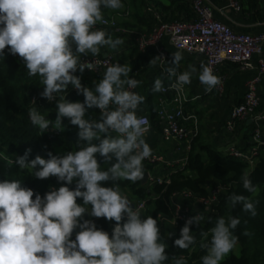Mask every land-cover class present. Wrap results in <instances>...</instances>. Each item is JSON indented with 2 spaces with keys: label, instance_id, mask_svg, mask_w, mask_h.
<instances>
[{
  "label": "clouds",
  "instance_id": "9594fccd",
  "mask_svg": "<svg viewBox=\"0 0 264 264\" xmlns=\"http://www.w3.org/2000/svg\"><path fill=\"white\" fill-rule=\"evenodd\" d=\"M123 6L122 0H0V55L6 48L11 55H18L28 76L40 78V96L56 104L54 121L37 107L30 108L32 126L40 133L50 128L64 131L67 118L78 127V150L63 156L49 151L48 159L37 155L29 160V148L9 161L37 179L55 177L61 186L41 196L23 187L20 179L0 181V264H168L170 260L158 218L142 217L120 186L121 181H142L146 172L143 162L153 155L145 139V120L137 115L145 101L133 91L140 81L129 76L132 69L128 64L119 62L109 64L93 87L82 85L81 76L75 74L96 69L98 61L86 62L82 56L96 57L101 48L116 51L124 43L96 27L105 22L102 8L118 10ZM161 58H153L150 64ZM182 58L180 51L173 53L172 66L165 70L169 80L175 78L168 89L178 92L190 85L197 73L194 65L177 73ZM198 80L206 92L221 82L203 64ZM69 85L83 95L82 103L66 99ZM166 90L163 79L156 78L152 91ZM92 108L100 110L99 120L85 118ZM97 154L106 168L101 167ZM239 179L248 193L257 192L249 171H242ZM74 182L75 187L70 188ZM108 182L111 186H104ZM77 198L82 203H77ZM227 201L232 210L239 205L243 212L257 215L256 203L249 196L233 192ZM85 215L115 221L111 235L94 220L84 219ZM204 222L213 226L201 230L198 241L191 228H200ZM240 224L238 216L205 219L197 213L186 219L173 244L181 250L198 245L204 252L201 264H222L239 244L235 230ZM172 235L167 234L169 238ZM171 264L188 261L172 256Z\"/></svg>",
  "mask_w": 264,
  "mask_h": 264
},
{
  "label": "trees",
  "instance_id": "16d2710c",
  "mask_svg": "<svg viewBox=\"0 0 264 264\" xmlns=\"http://www.w3.org/2000/svg\"><path fill=\"white\" fill-rule=\"evenodd\" d=\"M148 1L151 2L152 0H122L126 9H130V7H135V5L139 4L145 5V11L151 4ZM161 12L163 14V11ZM191 16H193L192 8ZM111 18L117 21L119 27L126 28L124 26L126 22L119 21L116 17H104V19ZM146 20L148 19L146 18ZM143 22L147 26V21L144 20ZM98 25L100 26V23ZM100 28L107 32L114 31L118 33L116 28L113 27L100 26ZM153 58L155 57L152 55L138 54L131 62L130 67L132 71L129 74L131 78L140 81L136 91L145 97V101L142 104L147 106L150 112L149 119L152 126L159 127L157 108L156 104L153 103V97L156 93L152 91V87L155 80L148 83L146 78H141L138 73L141 67L143 70L147 69ZM103 71L89 72L92 76H83V79H81L82 85L93 87V82L102 78ZM84 72L88 71L85 70ZM162 79L164 84L168 83L165 77H162ZM39 90L41 92L43 91L40 78L38 76L29 77L27 69L20 57L13 56L4 50L3 54L0 55V181L5 179H20L23 187L30 188L35 193L43 196L52 188L61 186L57 179L55 177H50L45 180L37 179L27 170H20L18 165L10 164L9 161H14L17 157L22 156L25 150L29 148L31 149L28 157L29 160L34 159L37 155L48 159L47 153L49 151L54 155L63 156L69 151L78 150V127L71 125L67 118H65L63 123L66 127L60 133L58 131L40 133L38 128H34L30 122L28 110L32 108L34 95H40ZM165 96L170 98L171 94L167 93ZM65 97L71 102L82 103L84 101L83 95L77 94V91L71 85L68 86ZM40 99L44 101V98L41 96ZM44 105L36 107L37 109L39 107L44 108ZM89 112L99 114L97 108L89 109L85 117L88 120ZM195 140L196 138L191 144L186 162L164 177L162 183L150 185L149 183L142 184L141 181L137 183L121 181V188L129 189L135 196L134 200L146 202L147 210L141 213L142 217L151 215L153 218H158L161 236L168 245L166 249L170 257L168 264H171L172 256H183L187 259L188 264H201L200 257L204 255L203 250L198 245L188 250H181L175 247L173 242L179 238L180 233L169 226H163L161 216L169 217L172 215L173 205L171 199L174 194L182 192L183 190H190L198 196L205 197L209 194L208 186L210 183L213 182L217 184L215 186H221L223 192L219 202L212 211H204L205 219L209 216L227 217L234 215L238 216L241 220V224L235 230V235L239 237L240 254H229L222 264H264V149L261 151L256 164L250 168L246 163L220 152L210 144H196L194 143ZM56 142L63 147V154L55 152L53 145ZM97 159L102 168L108 166L106 164L103 165V158L99 154H97ZM143 164L145 170H149V166L145 163ZM244 170L251 173V179L257 187V192L254 194L248 193L242 187L239 178ZM104 186L110 187L111 182L104 184ZM69 187L74 188L75 182ZM233 192L249 196L256 203L257 215L255 217L243 212L239 205L234 210L230 208L227 197ZM33 199H35V196ZM77 203H82V200L77 198ZM84 219L94 220L98 228L107 231L110 235L115 225V221L109 222L105 218L85 216ZM212 226L211 223L204 222L200 228L192 226L191 230L195 232L194 234L199 241V232L201 230L206 231ZM245 231L250 233V235H242ZM168 233H173V235L169 238L167 236ZM72 239H75V232L73 233Z\"/></svg>",
  "mask_w": 264,
  "mask_h": 264
},
{
  "label": "built area",
  "instance_id": "2783aa9c",
  "mask_svg": "<svg viewBox=\"0 0 264 264\" xmlns=\"http://www.w3.org/2000/svg\"><path fill=\"white\" fill-rule=\"evenodd\" d=\"M216 8L220 14L225 15L228 10L242 11V4L239 0H224V4L217 7L214 6L211 0H192L193 16L187 21H168L164 19L162 12L158 8L150 4L146 8L145 14L146 18L152 21L153 24L147 31L119 27L114 18L104 19L105 22L100 23V26L116 28L119 34L129 36L137 44L140 53L146 54L149 51H153L156 55L163 57L159 59L160 64L163 66L169 57L162 44L165 38L170 41L177 51L188 55L197 54L203 56L205 58V66L210 67L221 81L212 91L222 92L225 88L227 78L220 70L225 63L234 64L242 70L255 71V74L245 83L242 102L232 107L227 121V129L232 131L238 122L246 121L249 118L252 119L251 143L247 148L242 149L231 145L225 153L241 160L252 168L264 149V111L260 110L261 96L259 91V86L264 76V31L258 33L235 31L230 25L215 17ZM100 26L96 25L97 28H100ZM5 50L8 51L7 48ZM256 57L257 59L255 60L254 58ZM81 59L86 62L98 61L94 71L85 69L90 73L106 70V67L111 63L119 62L121 64L120 60L115 56L104 57L98 55L92 57L88 55L82 56ZM78 72L75 74L77 75ZM174 80L175 78L173 77L167 84H164L167 90L161 92L163 95L171 94L169 102L171 107H168L166 101H162L157 107V116L165 139L187 141L189 143L187 149L190 151L192 141L199 134V120L194 113H187L186 111V103L189 101L186 85L179 92L174 89H168V85ZM39 91L41 92V90ZM133 91L137 92L136 89H133ZM33 100L32 107L53 103L47 99L42 101L39 94L34 95ZM37 101L38 104L36 105ZM139 108L137 115L144 118L145 126L148 129L146 135H148L153 126L149 116L139 113ZM99 118L100 110L97 120ZM186 159H183L182 162L185 163ZM143 163L149 167L161 165L166 168L172 166L171 160L158 154H153L152 157L146 159ZM146 172L149 174L147 183L154 185L162 183L163 178L171 171H166L167 173L161 175L149 170ZM222 192L223 188L221 186H215L209 191L207 196L201 197L190 190H183L174 194L171 199L173 205L172 215L161 217L162 219L167 218L171 228L180 233V229L184 226L187 218L197 213L204 215V211H212L219 202ZM132 203L133 207L136 206L141 213L147 210L145 201L134 200ZM174 220L175 224L173 223Z\"/></svg>",
  "mask_w": 264,
  "mask_h": 264
},
{
  "label": "crops",
  "instance_id": "0c3cea01",
  "mask_svg": "<svg viewBox=\"0 0 264 264\" xmlns=\"http://www.w3.org/2000/svg\"><path fill=\"white\" fill-rule=\"evenodd\" d=\"M239 1L242 4V11L235 12L228 10L226 14L223 15L220 14L216 8L215 17L230 25L235 31H246L250 33L264 31V0ZM149 2L150 1H148V3ZM211 2L217 7L224 4V0H211ZM150 3L163 11L164 18L168 21H187L192 17V0H152ZM125 9L126 7L124 5L123 8L118 10L102 8V12L105 18L116 17L119 21L126 22V24H124L126 28L142 29V31L150 29L153 22L149 19L146 20L145 5L137 4L135 7ZM144 20L147 21V26H145ZM108 33L111 34L113 38H122L124 43L116 51L108 48H101L99 55L104 57L115 56L120 60L121 64H128L130 66L133 58L140 54L135 42L129 36L114 31H108ZM162 44L169 55L164 66L160 64L158 59L155 64H150L147 69L143 70L141 67L138 71L140 77L143 79L146 78L148 83L153 82L158 77H165L166 81H169L165 70L168 66H172L171 61L173 53L177 52V50L167 38L162 41ZM74 47L75 46H73V48ZM146 54L158 57L153 51H149ZM182 56L183 58L177 67V73L188 70L189 65H194L197 68V73L192 77V83L186 85L189 97V101L186 103V111L187 113H194L199 120L200 130L194 143L210 144L224 154L231 145H235L241 149L247 148L251 143L253 132L252 119L249 118L246 121L238 122L232 131L227 129V121L232 107L242 102L245 92V83L255 74V71L242 70L234 64L225 63L220 68L221 72L227 78L224 90L222 92L217 90L206 92L205 86L198 80L200 66L201 64L205 65V58L197 54L188 55L182 53ZM254 59L256 60L257 57ZM104 71L102 73H104ZM77 75L81 76V79L86 75L92 76L89 72H83V75L79 72ZM259 91L261 96L260 110L264 111V76L259 86ZM66 94L67 91L64 95L66 96ZM196 96H198V98H196ZM162 101H166L168 107H171L169 103L170 98L166 97L161 92H157L153 97V103L156 104V108ZM52 105L56 106L53 103H49L45 104L44 107L46 106L49 109ZM139 113L150 116V112L144 104L140 105ZM88 116L90 121L98 119V114L94 112H89ZM145 139L152 148L153 154L162 155L172 161L171 167L165 168L161 165L151 166L149 167L150 172L161 175L167 173L166 171H173L184 164L182 160L187 158L189 153L187 149L189 143L187 141L165 139L160 126H153V129L145 136ZM121 190L131 201L134 200L135 196L129 189L121 188Z\"/></svg>",
  "mask_w": 264,
  "mask_h": 264
},
{
  "label": "rangeland",
  "instance_id": "374dc122",
  "mask_svg": "<svg viewBox=\"0 0 264 264\" xmlns=\"http://www.w3.org/2000/svg\"><path fill=\"white\" fill-rule=\"evenodd\" d=\"M42 87H43V85H42ZM37 104H38V101L36 102V105ZM53 104H55V101L53 102ZM52 106L49 109L47 107H44V108L43 107H39L38 111H40L42 115H45L46 118H48L49 120L54 121L55 117H56V106H53L54 108ZM49 130H50L49 132H51V133L54 132V130H52L51 128ZM58 132L60 133L61 131H58ZM53 146L55 148V152L56 153H58V154H61L62 152L64 153L63 147L61 145H59L58 142H56ZM215 185H217V184H214L213 182L210 183L209 186H208V190L211 191L215 187ZM132 201H134V200H132ZM85 216H88V215H85ZM161 223H162L163 226L165 225V226L171 227L167 218L162 219V217H161ZM232 253L237 254V255L240 254V245L239 244H238L237 248Z\"/></svg>",
  "mask_w": 264,
  "mask_h": 264
},
{
  "label": "water",
  "instance_id": "95a60500",
  "mask_svg": "<svg viewBox=\"0 0 264 264\" xmlns=\"http://www.w3.org/2000/svg\"><path fill=\"white\" fill-rule=\"evenodd\" d=\"M148 178H149V174H148V172H145V177H144V179L141 181L142 184H146V183L148 182ZM132 206H133V205H132Z\"/></svg>",
  "mask_w": 264,
  "mask_h": 264
}]
</instances>
